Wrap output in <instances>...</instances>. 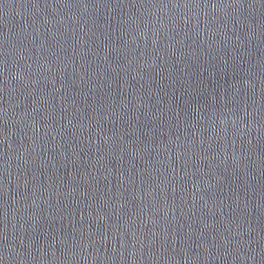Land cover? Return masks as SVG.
I'll list each match as a JSON object with an SVG mask.
<instances>
[{
    "label": "water",
    "instance_id": "water-1",
    "mask_svg": "<svg viewBox=\"0 0 264 264\" xmlns=\"http://www.w3.org/2000/svg\"><path fill=\"white\" fill-rule=\"evenodd\" d=\"M264 0H0V264H212Z\"/></svg>",
    "mask_w": 264,
    "mask_h": 264
}]
</instances>
